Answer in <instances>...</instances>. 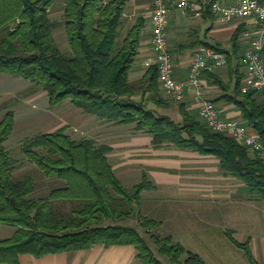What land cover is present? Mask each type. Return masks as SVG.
Segmentation results:
<instances>
[{"label": "trees", "instance_id": "1", "mask_svg": "<svg viewBox=\"0 0 264 264\" xmlns=\"http://www.w3.org/2000/svg\"><path fill=\"white\" fill-rule=\"evenodd\" d=\"M55 0H0V73L23 77L46 92L50 107L68 100L84 113L116 123H134L135 130L152 136V144H171L200 154L214 155L221 169L247 187L264 194V160L250 158L247 149L233 139L210 132L182 108V121L146 107V100L132 95L157 92L156 67L138 82L128 80L137 54L144 20L137 17L122 34L124 11L129 0H63L60 22L50 18ZM62 28L69 53L59 50L53 36ZM236 36L232 37V42ZM148 101H156L149 96ZM245 123L264 143V99L253 91H235L229 97ZM9 103L0 104V110ZM13 125L7 110L0 119V223L15 228L0 239V263L18 264V255L34 257L78 251L92 245H132L143 264H163L154 257L136 227L119 224L135 212L143 190L152 189L145 175L125 188L107 162L110 148L92 140H72L59 129L22 140V152L35 169L19 178L11 175L12 164L4 147ZM42 146L45 153L32 150ZM48 179V184L37 180ZM48 186V188H46ZM45 187L46 192L34 195ZM157 225L140 224L144 234ZM158 251L171 264H203L194 254L170 239L149 234ZM249 264H257L246 245Z\"/></svg>", "mask_w": 264, "mask_h": 264}, {"label": "crops", "instance_id": "2", "mask_svg": "<svg viewBox=\"0 0 264 264\" xmlns=\"http://www.w3.org/2000/svg\"><path fill=\"white\" fill-rule=\"evenodd\" d=\"M172 1L167 37L175 78L179 80L186 76L189 61L198 47L216 49L224 55L225 64L202 73L205 95L217 105L223 116L242 119L240 111L228 98L234 96L236 90L246 92L242 88L243 68L240 57L244 41L240 32L247 24L239 21L216 22L202 8L201 0H190L200 7L198 15L181 11L175 5L177 0ZM59 14L62 16V10ZM124 17L131 21L129 27L137 17L144 20L137 54L128 71V80L138 82L146 76L150 67H154L155 56L150 45L149 0H129ZM61 33L66 41L63 29ZM233 36L236 37L232 42ZM156 82V94L146 90L142 96L138 93L132 95L131 99L146 100V103L160 107L162 111L158 114L169 117L165 111L169 108L166 105L168 101L164 99H173L159 88L157 79ZM253 92L257 100L264 99V94ZM149 96H153L156 101H148ZM6 103H9V107L0 110V119L7 110L13 113L12 129L3 143L6 150L36 134L52 133L59 129H63L72 140L89 139L95 144L108 146L110 151L106 154L107 162L125 188L139 183L144 174L152 184V189L143 190L140 199L153 193L167 195L172 190L174 196L187 205L179 214L174 215L175 221H179L180 230L174 242L179 243L187 252L197 256L203 264H249L244 251L232 243L235 241L247 246L257 264H264V194L224 172L216 156L179 149L171 144L154 146L152 136L136 131L134 123H116L97 118L74 107L68 100L50 107L45 91L36 88L23 77L0 73V104ZM176 103L178 118L170 119L175 122L182 120L180 108L197 119L190 97ZM247 154L250 158L256 155L249 149ZM260 158L264 160V157ZM24 174L14 165L11 171L13 178ZM38 191L44 194L46 188L42 187ZM14 230V227L0 223V239L10 237ZM18 264L141 263L132 245L96 244L83 250L40 257L20 254Z\"/></svg>", "mask_w": 264, "mask_h": 264}, {"label": "built area", "instance_id": "3", "mask_svg": "<svg viewBox=\"0 0 264 264\" xmlns=\"http://www.w3.org/2000/svg\"><path fill=\"white\" fill-rule=\"evenodd\" d=\"M150 45L154 52L159 88L173 100L180 102L190 97L198 119L211 131L233 139L254 154L264 157V143L255 130L243 119L221 114L217 105L205 95L202 73L225 64V57L216 49L200 46L191 57L183 79L174 76V63L167 37L169 10L172 0H149ZM183 12L199 14L200 7L190 0H177ZM202 8L216 22L239 21L247 24L240 32L244 41L240 65L243 68L242 88L264 94V1L260 0H201ZM264 210V202H262Z\"/></svg>", "mask_w": 264, "mask_h": 264}, {"label": "rangeland", "instance_id": "4", "mask_svg": "<svg viewBox=\"0 0 264 264\" xmlns=\"http://www.w3.org/2000/svg\"><path fill=\"white\" fill-rule=\"evenodd\" d=\"M63 7V0H55L50 13V18L54 21L60 22L62 19V16L58 13L62 10ZM57 12V13H56ZM131 21L128 20V18L124 17L123 20V26H122V34L125 33V31L129 28V25ZM62 28H56L53 31V35L55 36V41L57 43V46L59 50L63 53H69V47L66 41L63 40L62 38ZM171 53V52H170ZM153 67V66H152ZM155 68V64H154ZM152 94L153 91H150ZM160 96V95H159ZM166 97V96H165ZM169 99V100H167ZM164 99L166 102L168 109H165L166 112L169 113V117L172 119L178 118L176 114V106L177 103L176 101H172L170 98ZM137 100H139V95H137ZM261 100V99H258ZM148 106L149 109L154 110L157 114L158 112H161L162 110L160 107L158 108L156 105L151 104V103H146V107ZM192 116L200 125H202L204 128L207 130L211 131L208 129L197 117ZM182 121V120H181ZM180 121V122H181ZM224 136V135H223ZM226 137V136H225ZM22 146L23 142L21 141L19 144L14 146L13 148H10L9 150H6L13 161L12 164V169L14 165L16 166V169L19 171H22L24 173H28L31 170H34L35 167L33 164L27 161L25 155L22 152ZM32 150H35L38 153H45V150L43 149L42 146H37L33 147ZM46 185L48 184V179L44 180L41 179L40 181L37 180V184L39 183H45ZM48 188V186L46 187ZM39 190V189H38ZM37 190L36 194L37 196H40V192ZM151 190V189H149ZM187 206L185 203H183V200L178 199L176 196H174L173 191L170 190L167 195L162 194V195H156V193L149 194L148 196L143 197V199H140V201L136 204V209L135 212H138L140 214V219H137L136 216L132 218H128L125 221L119 222V224L131 226V227H136L139 233L145 238L147 241L150 249L152 250L154 257L158 259L160 262L163 264H171L170 261L167 259V257L163 254H161L158 249L156 244L152 241V239L149 237V234L159 237V238H169L171 241V244H174L175 238L177 237V233L179 230V221H175L174 215L175 213L179 214L181 212L180 210H183ZM181 216V215H180ZM183 218V217H182ZM147 221H151L156 223L153 228H150L148 230V233L144 234L143 229L140 228V224H144ZM183 229V228H182ZM179 244V243H178ZM187 255L184 253L180 258L179 262L184 264V261L186 260ZM139 261V260H138ZM140 262V261H139ZM141 263V262H140ZM143 264V263H141ZM187 264V263H185ZM190 264V263H188Z\"/></svg>", "mask_w": 264, "mask_h": 264}]
</instances>
